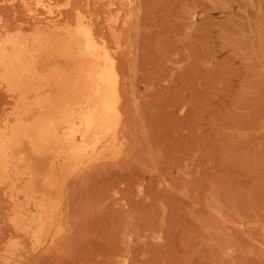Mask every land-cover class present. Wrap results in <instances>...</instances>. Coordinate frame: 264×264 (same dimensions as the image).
<instances>
[{"label": "rangeland", "instance_id": "1", "mask_svg": "<svg viewBox=\"0 0 264 264\" xmlns=\"http://www.w3.org/2000/svg\"><path fill=\"white\" fill-rule=\"evenodd\" d=\"M85 39L116 111L67 161L36 103L83 79ZM6 41L29 72L0 69V264H264V0H0Z\"/></svg>", "mask_w": 264, "mask_h": 264}, {"label": "bare ground", "instance_id": "2", "mask_svg": "<svg viewBox=\"0 0 264 264\" xmlns=\"http://www.w3.org/2000/svg\"><path fill=\"white\" fill-rule=\"evenodd\" d=\"M78 34L84 36L80 32ZM84 41L81 53L90 57L85 64L87 70L85 69L86 75L83 79L71 87L68 95L61 93L36 103L46 112L41 119L37 141L42 148L56 151L67 161L76 159L82 151L88 154L97 148L111 128L109 119L116 111L117 87L114 70L106 55L101 56L99 49L87 43V39ZM17 44L16 41L5 42L1 48L0 69L5 71V79L12 81L10 89L20 91L14 84L24 81L29 71L21 65L24 62L21 55L14 53L10 56L4 52L6 48L15 49ZM95 49L98 54L92 53ZM6 58H9L11 71L1 61ZM46 90L37 87L35 94L41 95Z\"/></svg>", "mask_w": 264, "mask_h": 264}]
</instances>
